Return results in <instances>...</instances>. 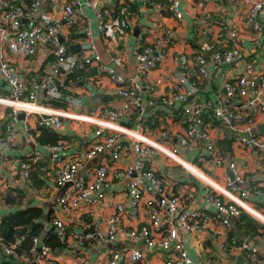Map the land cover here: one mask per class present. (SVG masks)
Listing matches in <instances>:
<instances>
[{"label":"crops","instance_id":"crops-1","mask_svg":"<svg viewBox=\"0 0 264 264\" xmlns=\"http://www.w3.org/2000/svg\"><path fill=\"white\" fill-rule=\"evenodd\" d=\"M3 1L7 0H0V7L3 6ZM21 1L27 0H13ZM92 1L93 6H82V16L72 13V23L62 24L60 40L66 46L79 44L73 52L67 48L69 53L76 56L88 55L83 48L85 38L95 45L96 53L102 61L108 62L111 56H120L121 64L117 69L123 75L134 74L136 61L130 49L137 35H141L144 41L151 42L160 34L161 28L170 26L174 30L173 42L166 56L142 79L144 84L154 86L151 92L143 88L140 93V101L146 103L145 114L139 117L134 112H127L118 118L120 124L136 128L146 136L171 145L176 143L172 136L173 131L183 128L182 114L176 103L172 105L163 103L160 96L168 94L171 90L182 91L184 87L180 78H183L189 83L193 82L196 88V93L187 98L204 103L198 119L200 125L209 130L215 145V156L221 159L218 165L212 162V157H203V144L200 140L185 147L178 145L181 163L172 161L164 155L145 160V167L152 169L161 179L165 192L179 197L182 202L181 211H198L208 219L201 230H179L182 248L194 264H253L254 261L264 258V198L255 196L253 192L254 189L264 190V148L247 146L238 141L240 135H260L264 128V113L252 115L248 134L242 130L246 124V112L243 120L234 122L233 127L216 119L212 114L215 98L223 91L221 82L224 79L247 75L258 80L260 76H264L263 17H258L259 22H262L261 27L258 30L253 29L244 22V8L236 0H203L200 5L197 4L198 0H176L177 8L181 11L178 18L174 17L168 8L171 0ZM121 4L130 11L127 18L128 28L111 41L97 31L95 12L99 11L102 17L107 19L111 13H116ZM20 23L28 25V21L21 20ZM85 26H88L90 31L89 37L84 33ZM201 43L206 46L204 56L207 59L212 51L231 47L237 48L240 56L221 67L209 61L206 75L200 76L197 74L195 54ZM5 51L23 77L46 72V61L50 58L46 48L40 47L30 56L11 53L6 47ZM180 53L185 56L184 62L173 57V54ZM81 62V66L75 68L73 72L59 76L61 91L76 99V102L61 101L59 106L52 105L50 103L52 100L45 96L44 91L38 98L40 103L52 109L71 114L70 117H60V126L57 128L47 122L42 125L55 131L58 135L56 141L62 142L65 150L73 151L76 155L110 131L109 128L96 123L78 119L79 115L96 116L102 107L116 106L121 102V98L113 92L114 84L99 72L96 62L91 57L82 58ZM7 93V86L0 78V97L7 96ZM262 95L264 96V88ZM37 117L34 112L26 117L20 112L15 126L17 134L14 144L10 148L0 150V219L17 210L34 209L36 215L24 226H29L28 229L36 228L35 236L46 242L57 264L65 263L74 257L84 259L85 264H108L110 255L115 251L124 254L116 264H129L127 253L132 249L141 250L143 253L137 264H163L170 256L169 252L144 248L140 241H135L126 234L127 230L137 229L146 224L149 211L144 203L145 198L149 197L146 193L142 195L138 208L130 205L126 193L129 180L126 178L111 180L104 192L101 205L96 209L99 219L103 221L115 214L116 204H123L124 211L117 217L116 224L124 233L111 241H78L75 238L82 232H91L93 223L80 211L65 215L56 209V201L65 186L55 187L53 183V167L48 162L44 149L46 143L41 142V138L46 137L47 129L40 133L41 129L35 122ZM8 119L9 107L0 103V132H3ZM24 125L26 128H23ZM163 131L168 133V136H160ZM121 145L122 157L119 160L111 161L107 150L99 152L87 161L78 173L88 175L100 163L107 164L109 169L123 168L134 159V154L129 140H123ZM22 160L29 162L34 180L21 176L19 163ZM229 162L234 163L246 183L241 185L242 188H248L245 202L260 216L257 218L243 212V216L232 218L230 227L225 229L214 215L213 207L205 206L203 199L208 192L217 193V189L225 187L227 179L231 178L227 167ZM217 195L222 197L221 194ZM181 211L179 210V213ZM254 212L252 213L255 214ZM55 216L63 219L65 225L61 242L52 233L51 219ZM173 218L176 220L177 215ZM13 240L0 236V264H36L32 255L23 246L17 257L2 253V247ZM244 242L256 247L257 254L254 257L237 248Z\"/></svg>","mask_w":264,"mask_h":264},{"label":"built area","instance_id":"built-area-1","mask_svg":"<svg viewBox=\"0 0 264 264\" xmlns=\"http://www.w3.org/2000/svg\"><path fill=\"white\" fill-rule=\"evenodd\" d=\"M202 1L198 0L197 4H202ZM236 1L244 8V22L258 30L262 24L258 17L262 16L264 22V0ZM176 2V0H171L168 8L174 17L178 18L181 16V11L177 8ZM83 5L93 6L94 1H3V6L0 7V78L6 84L8 93L7 96L0 97V103L9 107V119L4 124L3 132H0V150L10 148L14 144L17 134L15 126L20 112H23L24 117L34 112L38 115L35 120L37 125L47 122L54 128L60 126V117L71 116L65 111L55 110L40 103L38 98L44 91L45 96L51 100L76 102V99L61 91L59 76L69 74L75 68L80 67L82 58L91 57L96 62L99 72L114 84L113 92L121 98V102L116 106L102 107L99 113L102 115H79L78 119L80 120L110 129L102 139L93 142L79 155L74 154L73 151L65 150L60 141L44 145L47 160L53 167L55 187L65 186L56 201V209L65 215L80 211L92 221L91 232H82L76 235L75 238L78 241H111L117 235L124 233L123 229L117 227L116 224L117 217L124 211V206L121 203L116 204L115 214L106 217L103 221L99 219L96 209L101 205L104 192L109 187L111 180L126 178L129 180L126 193L133 208L139 207L144 193L149 195L144 200L149 209L148 222L137 229L127 230L126 234L133 240L140 241L144 248L169 252L170 256L163 264H194L182 248L179 230H201L208 219L198 211H181L182 202L179 197L165 192L161 179L152 169L145 167V160L164 155L172 161L181 163L178 157V145L185 147L200 140L203 144V157H212V162L216 165L220 163L221 159L215 156V145L211 140L209 130L199 123L198 118L204 103L187 98V96L196 93L195 84L180 78L184 87L182 91L181 89L171 90L168 94L160 96L163 103L171 105L176 103L182 114L183 128L172 133L176 141L174 144L167 145L160 139L146 136L136 128L118 122V118L123 117L127 112H134L139 117H143L145 114L146 103L140 101V93L143 88L151 92L154 86L144 84L142 79L166 56L167 50L173 42L174 30L170 26L161 28L160 34L151 42H146L141 35H137L130 49L131 55L136 61V68L133 75L126 76L117 69L121 64L120 56L114 55L110 57V61H102L96 53L95 45L86 38L83 39V48L88 55L79 54L76 56L69 53L65 43L60 40L62 24L72 23V13L82 16ZM129 14L130 11L122 4L118 6L116 13H111L107 19H104L102 14L96 11V29L104 38L114 41L119 33L128 28ZM21 20L28 21V25L20 23ZM83 29L85 35L89 37L88 26ZM5 47L11 53H18L22 56H30L40 47L46 48L50 54V58L46 61V72L44 74L35 73L27 78L23 77L17 66L9 60ZM205 49V44L201 43L195 54L197 74L200 76L206 75L209 61L215 66L221 67L237 60L240 56L238 49L231 47L214 50L207 59L204 56ZM173 57L180 62L185 60L182 53L173 54ZM179 75L182 74L179 73ZM221 86L223 91L217 94L212 107L213 116L233 127L234 122L243 120L244 112H246V124L242 130L248 134L252 115L264 113V96L262 95L264 76H260L257 80L247 75H237L233 79H224ZM41 114H46L47 117H42ZM23 128L26 126L24 125ZM161 135L165 137L168 136V133L163 131ZM126 139L129 140L134 159L125 164L123 168L109 169L107 164L100 163L88 175L83 176L78 173L79 169L99 152L107 150L111 161L119 160L122 157L123 149L121 142ZM238 141L247 146L264 148V128L260 135H240ZM227 167L231 178L227 179L225 187L217 189V193L208 192L203 199L205 206L213 207L214 215L225 229L230 227V220L241 212H247L257 218L260 216L245 202L248 188L241 187L246 183L236 170L234 163L229 162ZM29 168V164L26 162L19 163L21 176L25 179H28ZM253 192L255 196L264 198V190L254 189ZM217 194H221L222 197ZM175 215H177L176 220L173 218ZM51 226L53 235L58 237L61 242L65 229L63 219L55 216L51 219ZM24 239V236L19 234L12 242L2 247V253L6 256L17 257ZM221 247L224 248V245L221 244ZM237 248L250 257L257 254L256 247L249 242L241 243ZM28 252L36 264H57L51 254V249L37 236L30 238ZM123 255L115 251L110 255L108 264H116ZM142 256L141 250L132 249L127 253V260L129 264H137ZM62 264H85V260L74 257ZM253 264H264V258L254 261Z\"/></svg>","mask_w":264,"mask_h":264},{"label":"trees","instance_id":"trees-1","mask_svg":"<svg viewBox=\"0 0 264 264\" xmlns=\"http://www.w3.org/2000/svg\"><path fill=\"white\" fill-rule=\"evenodd\" d=\"M50 103L52 105L59 106V104H61L62 102L61 100H52L50 101ZM38 126L41 129V132H40L41 134L43 130L47 129V127H45L42 124L41 125L38 124ZM45 136H46L45 138L43 139L41 138L42 143L44 142L45 143H55L58 138L57 133L49 129H47ZM22 161L29 164L27 160H22ZM29 178H31L32 180L35 179L33 178V171L31 170V168H29L28 179ZM35 215L36 214H35L34 209H21V210H17V211L4 215L0 219V236L6 239H9V240H13L15 238L14 231L21 226L27 225ZM35 229L36 228L31 227L30 229H27L25 232L20 233V235L24 236L25 238L21 244V247L22 246L25 247V250H28L30 246V238L32 236H35L36 234Z\"/></svg>","mask_w":264,"mask_h":264},{"label":"water","instance_id":"water-1","mask_svg":"<svg viewBox=\"0 0 264 264\" xmlns=\"http://www.w3.org/2000/svg\"><path fill=\"white\" fill-rule=\"evenodd\" d=\"M78 45H79V44H77V43H76V44H75V43H74V44H67L66 47L69 49L70 52H73V50H75V48H77ZM41 116H42V117H47L46 114H41ZM243 215H244V213L241 212V213H239L238 216L241 217V216H243ZM28 227H29V226H22L20 229H18L17 231H15V235L18 236L20 233L25 232V231L28 229Z\"/></svg>","mask_w":264,"mask_h":264},{"label":"rangeland","instance_id":"rangeland-1","mask_svg":"<svg viewBox=\"0 0 264 264\" xmlns=\"http://www.w3.org/2000/svg\"><path fill=\"white\" fill-rule=\"evenodd\" d=\"M99 115H102V114H99Z\"/></svg>","mask_w":264,"mask_h":264}]
</instances>
